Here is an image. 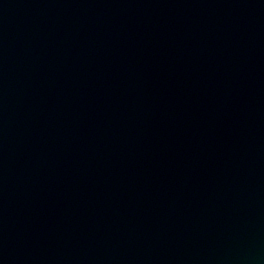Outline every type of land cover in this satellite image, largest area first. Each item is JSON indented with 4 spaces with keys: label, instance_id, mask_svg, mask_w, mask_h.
Listing matches in <instances>:
<instances>
[{
    "label": "water",
    "instance_id": "obj_1",
    "mask_svg": "<svg viewBox=\"0 0 264 264\" xmlns=\"http://www.w3.org/2000/svg\"><path fill=\"white\" fill-rule=\"evenodd\" d=\"M0 264H264V0H0Z\"/></svg>",
    "mask_w": 264,
    "mask_h": 264
}]
</instances>
